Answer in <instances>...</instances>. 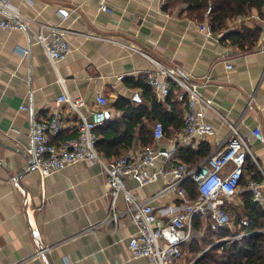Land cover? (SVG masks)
Returning <instances> with one entry per match:
<instances>
[{"label": "crops", "instance_id": "crops-1", "mask_svg": "<svg viewBox=\"0 0 264 264\" xmlns=\"http://www.w3.org/2000/svg\"><path fill=\"white\" fill-rule=\"evenodd\" d=\"M9 1L27 17L49 24L59 23V10L75 8L77 11L63 23L70 30L90 31L135 45L164 66L176 68L187 80L201 83L209 77L199 92L217 112L202 108L216 132L211 151L229 133L223 117L236 124L264 176V143L252 134L259 127L264 136V52L258 50L259 40L251 51L243 52L221 39L225 31L207 36L199 29L207 21L205 13L199 20V13L187 0H103L109 12L99 10L101 0ZM252 15L257 13L253 11ZM226 26L235 30L257 26L264 30V24L255 18L240 24L228 21ZM68 42L69 54L54 69L41 47L24 32L0 30V264H65V260L72 264H153L131 256L128 240L136 228L129 216L120 218L117 227L107 223L81 233L109 212L106 179L98 163L79 162L47 177L35 169L28 171L30 157L24 150L31 143L32 117L46 120L59 112L63 128L55 143L76 133V117L65 107L57 110L54 106L62 92L59 79L64 80L71 96H81L89 105L103 94L107 119L115 120L123 116L115 109V101L122 98L135 106L142 102L143 90L133 84H146V72L154 69L147 58L113 43L75 34L68 36ZM24 49L28 50L27 56L20 53ZM119 76L124 78L118 80ZM250 97L254 100L248 108ZM21 106L29 110L23 111ZM182 108L184 114L185 106ZM170 138L152 145L163 152ZM141 146L136 140L130 149ZM161 160L156 159V166ZM20 174L24 175L19 178ZM163 185L162 178L143 187L126 180L127 189L139 201L153 196ZM236 200L230 205L237 204ZM178 202L177 196L170 194L156 200L153 207L158 211ZM117 205L123 207L122 199ZM41 246L50 249L43 256H35ZM184 258L177 264L188 263Z\"/></svg>", "mask_w": 264, "mask_h": 264}, {"label": "built area", "instance_id": "built-area-1", "mask_svg": "<svg viewBox=\"0 0 264 264\" xmlns=\"http://www.w3.org/2000/svg\"><path fill=\"white\" fill-rule=\"evenodd\" d=\"M99 10L109 12L103 0L99 2ZM76 11L75 8L71 11L59 10V23L49 24L36 22L22 14L10 4L9 0H0V30L6 33L24 32L33 44L41 47L54 69L58 62L69 54L71 47L68 36L73 34L84 39L113 43L127 49L130 54H139L147 58L154 69L146 72V85L161 100L166 99L176 89L175 95L178 101L184 103L182 131L168 140L163 152L153 145L141 146L130 149L119 157L106 160L96 150L98 135L95 130L107 120V99L103 94H99L89 105L83 97L71 96L64 87V80L59 79L62 92L56 98L54 106L57 110L63 106L76 117V133L55 143L54 139L59 136L63 128L59 112H54L46 120H36L32 117L29 133L31 143L24 150L30 157L29 167L35 168L43 177H47L79 162L98 163L106 179L109 212L102 221L89 226L81 233L92 232L107 223H113L117 227L120 218L129 216L136 228L135 233L128 240L131 256L145 258L153 264H177L183 260L184 247L192 240V234L195 233L192 224L196 216L204 218L205 223L201 231L205 232L207 230L218 232L231 224L233 216L228 206L240 193L247 157L254 162L255 159L246 141L239 134L236 124L221 117L229 130L227 137L193 168H188L186 164L180 162L177 158L179 148L188 146L194 148L200 142L210 144L215 137V129L206 121L202 108L215 111L210 101L203 98L199 92L201 86L208 84L209 77H205L201 83L187 80L176 68L164 66L135 45L90 31L75 32L63 26V23ZM210 11L211 6L208 5L205 11L206 17ZM262 15V17L258 14L238 17L234 21L240 24L246 19L255 18L264 24V0ZM199 29L207 36L213 34L207 21L201 24ZM258 40V50L264 52V30L261 31ZM20 53L22 56H27L28 50H20ZM230 67L228 65L227 68ZM123 78L124 76H119L118 80ZM253 100V97L249 98L248 108L252 106ZM21 110L28 111L29 108L21 106ZM152 134L156 143L165 138L161 123L154 125ZM252 134L259 142L264 143V136L259 127L253 129ZM158 157L162 158L160 166H156L155 163ZM159 178L163 179V187L144 201L137 200L126 187L127 179H132L138 187H143L156 182ZM188 181L195 186L197 192L195 199H191L184 188ZM247 189L251 194V201L264 208V176L262 175V180L259 181L249 179ZM170 194L177 196L178 204H170L165 209L156 211L153 203ZM119 199L123 201L122 208H118ZM247 224L246 220H242L239 227H245ZM256 234H264V228L239 231L234 236L225 237L216 243L222 244ZM49 249L50 247H46L38 250L35 256H41ZM196 259L186 264H194ZM65 264L72 262L65 260Z\"/></svg>", "mask_w": 264, "mask_h": 264}, {"label": "trees", "instance_id": "trees-1", "mask_svg": "<svg viewBox=\"0 0 264 264\" xmlns=\"http://www.w3.org/2000/svg\"><path fill=\"white\" fill-rule=\"evenodd\" d=\"M187 2L189 5H193L192 10L199 13L198 18L201 21L204 19L208 5L211 6L206 20L214 34L225 31L222 40L229 41L243 52L251 51L257 43L261 34L259 27L245 26L241 30H235L227 28L226 24L238 17H248L253 11L262 17L263 0H187ZM133 86L142 88L143 101L135 106L128 100L117 99L114 107L123 112V116L115 120L107 119L101 127L95 130L98 135L96 150L106 160L125 154L136 140H139L143 146H151L154 142L152 130L156 123L162 124L166 138H170L183 126L182 106L184 103L178 101L176 95L172 96L171 94L166 99L159 100L148 85L139 82L134 83ZM146 126L151 128L147 129ZM210 152V144L200 142L196 149L190 146L179 148L177 158L188 168H193ZM249 179L259 181L262 180V176L255 162L247 157L240 183L245 192H240L236 197L237 204L228 206V210L233 216L231 224L218 232L207 230L200 241L199 239L191 240L189 243L190 252L195 257L200 253L198 247L200 242L208 244L212 238L221 240L234 236L239 231H255L264 228V208L251 201V194L247 189ZM184 188L191 199L197 197L192 182H186ZM242 220H246L248 224L240 228ZM204 222V218L200 216L193 219L192 228L195 233L201 231ZM194 264H264V234L222 243L204 252Z\"/></svg>", "mask_w": 264, "mask_h": 264}, {"label": "rangeland", "instance_id": "rangeland-1", "mask_svg": "<svg viewBox=\"0 0 264 264\" xmlns=\"http://www.w3.org/2000/svg\"><path fill=\"white\" fill-rule=\"evenodd\" d=\"M206 232L205 231H201V232H196V233H193L192 234V240L193 241H196V240H198L199 239V241L201 240L200 238L202 237V235H204ZM205 236H207V235H205ZM219 240H217V238L215 239V238H212L209 242H208V244H203L202 242H200L199 243V245H198V247H199V251H200V253L195 257L194 255H193V253L192 252H190V247L188 246L186 249H185V252H184V262L186 261V262H189V261H191L192 259H194V258H198L199 256H201L204 252H206L207 250H209V249H211V248H213V247H215V246H219L220 244L219 243H216V242H218ZM229 241H231V240H229ZM229 241H227V242H229ZM225 243V242H224Z\"/></svg>", "mask_w": 264, "mask_h": 264}, {"label": "water", "instance_id": "water-1", "mask_svg": "<svg viewBox=\"0 0 264 264\" xmlns=\"http://www.w3.org/2000/svg\"><path fill=\"white\" fill-rule=\"evenodd\" d=\"M263 29H264V27H263ZM109 117V113H107L106 112V118H108ZM35 168H33V167H29V170L28 171H32V170H34ZM22 175H24V174H20V176H18L19 178L22 176ZM39 250H43L44 249V246H41V247H39L38 248ZM43 255H45V253H43L41 256H43Z\"/></svg>", "mask_w": 264, "mask_h": 264}]
</instances>
